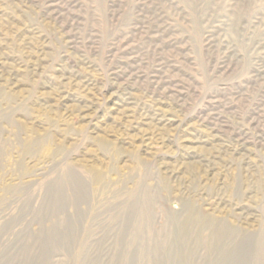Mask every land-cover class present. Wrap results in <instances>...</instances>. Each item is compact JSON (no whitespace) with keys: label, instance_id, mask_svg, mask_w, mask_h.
<instances>
[{"label":"rangeland","instance_id":"1","mask_svg":"<svg viewBox=\"0 0 264 264\" xmlns=\"http://www.w3.org/2000/svg\"><path fill=\"white\" fill-rule=\"evenodd\" d=\"M0 264H264V0H0Z\"/></svg>","mask_w":264,"mask_h":264},{"label":"bare ground","instance_id":"2","mask_svg":"<svg viewBox=\"0 0 264 264\" xmlns=\"http://www.w3.org/2000/svg\"><path fill=\"white\" fill-rule=\"evenodd\" d=\"M85 81V80H84ZM91 107V106H90ZM166 128V127H165ZM93 131V130H92ZM146 137V136H145ZM26 151L29 152L30 151V147H26ZM141 161V160H140ZM139 161V162H140ZM94 183L96 184H102L105 187V177L102 175H95L94 176ZM101 191V189H100ZM97 193V192H96ZM98 194V193H97ZM243 206V205H242ZM247 214V213H246ZM250 214V213H249ZM215 216V215H214ZM240 222V221H239ZM249 222V221H248ZM210 224V223H209ZM251 240V239H250Z\"/></svg>","mask_w":264,"mask_h":264}]
</instances>
